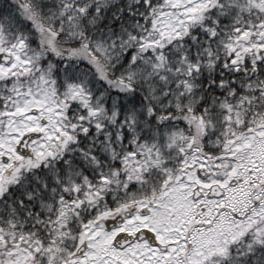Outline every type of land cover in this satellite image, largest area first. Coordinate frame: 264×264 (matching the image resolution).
I'll list each match as a JSON object with an SVG mask.
<instances>
[{"label":"trees","instance_id":"1","mask_svg":"<svg viewBox=\"0 0 264 264\" xmlns=\"http://www.w3.org/2000/svg\"><path fill=\"white\" fill-rule=\"evenodd\" d=\"M168 8V0H0V47L29 59L0 75V125L5 110L48 85L62 127L0 179V264L20 244L28 264L69 262L92 222L162 200L193 149L214 172L233 143L264 127V51L236 47L264 40L258 0H209L180 33L161 34ZM201 264H264V229L247 228Z\"/></svg>","mask_w":264,"mask_h":264},{"label":"rangeland","instance_id":"2","mask_svg":"<svg viewBox=\"0 0 264 264\" xmlns=\"http://www.w3.org/2000/svg\"><path fill=\"white\" fill-rule=\"evenodd\" d=\"M208 2L168 0L169 8L161 13L157 21L160 33H180ZM258 5L264 8V0H258ZM236 47L238 51L252 47L264 51V40L247 44L239 41ZM0 51L10 52L1 47ZM10 53L14 54V59L8 65L0 64V75L16 74L29 64V59L19 52ZM71 92L75 94L77 90L74 88ZM10 107L4 111L5 118L0 125V179L21 158L16 145L24 133L40 132L31 144L33 155L37 156L62 129L61 111L48 85H40L29 91ZM33 109H37V113H33ZM42 118L46 119L45 123L41 121ZM175 138L176 135L170 139V145L173 146ZM191 144L192 140L187 143L188 146ZM193 150L186 158L183 171L165 190L163 199L155 202L148 214L136 213L122 226L131 231L139 226L152 229L158 241L169 243L168 251L151 248L144 242L136 243L126 250H118L111 246L116 230L108 231L95 221L85 230L83 242L88 245L86 251L82 255L72 256L65 264H201L215 253L225 255L228 243L247 228L253 227L257 232H262L264 188L257 192L258 195L262 193L257 199L259 204L250 211H247V207L252 203L249 196L255 184L264 181V127L233 143L224 162H218L214 172L207 170L205 176L199 174V169L204 165L197 149ZM2 154L10 158L8 163L1 160ZM233 179L236 183L232 185L230 182ZM214 183H219L224 189L220 198L206 194ZM197 186L204 197L195 199L193 193ZM238 199L243 200L240 209ZM3 237L0 233V240ZM29 255L30 250L25 245H13L1 264H28Z\"/></svg>","mask_w":264,"mask_h":264},{"label":"water","instance_id":"3","mask_svg":"<svg viewBox=\"0 0 264 264\" xmlns=\"http://www.w3.org/2000/svg\"><path fill=\"white\" fill-rule=\"evenodd\" d=\"M13 58H14L13 53H10L7 51H0V64L1 63L10 64L13 61ZM32 112L36 113L37 109H33ZM45 121H46V119L43 118L42 122L45 123ZM39 134H40V132H36V131H31V132L24 134L23 137L18 142V144L16 145V151L23 157L30 156L32 154L30 143ZM8 160H9V157L7 155H4L3 161L6 163V162H8ZM199 174L201 176H205L206 170L204 168L200 169ZM234 183H236L235 179H233L231 181L232 185ZM223 194H224V189H223V187L220 186L219 183L212 184L209 187V191L207 192V195L209 197H221ZM201 195H202V191L200 190V188L199 187L194 188L193 197L196 199V198H199ZM135 209H136V207L126 209L122 212L115 214L112 217L103 218L102 220H100V222H104L106 229L111 230L112 228L117 227L121 222H123L126 217L131 216L132 213L135 211ZM148 209H149L148 207H143L141 209V212L144 213V212L148 211ZM143 231H147V234L144 235L142 233ZM145 238H147L151 244L157 245L160 249H166L167 248L166 244H162L160 241H158L155 232L152 230H149L147 228H142L141 230L136 232L135 235L129 234L127 232H118L113 239V245L117 248L123 249L126 246L133 243L135 240H142ZM86 249H87V244L82 243L76 249L75 254L76 255H82L86 251Z\"/></svg>","mask_w":264,"mask_h":264},{"label":"flooded vegetation","instance_id":"4","mask_svg":"<svg viewBox=\"0 0 264 264\" xmlns=\"http://www.w3.org/2000/svg\"><path fill=\"white\" fill-rule=\"evenodd\" d=\"M25 134V133H24ZM23 136V135H22ZM21 136V137H22ZM3 156H4V154H2L1 155V160H3ZM5 171V170H4ZM3 171V172H4ZM2 172V173H3ZM202 196H203V194H202ZM204 197V196H203ZM143 204H146V205H144V206H142ZM156 204V203H155ZM152 205H154V203H141V204H138V205H134L133 207H136V209H135V211L132 213V215L131 216H129V217H126L125 219H124V221L123 222H121L116 228H113L112 230H116V233H118V232H127V233H129V234H136V232H138L139 230H141L142 228H147V229H149V230H152V229H150V228H148V227H145V226H139L136 230H134V231H131V230H128V229H125V228H122V226H124V225H126V222H127V220L129 219V218H131L132 216H134L136 213H142L141 212V209L143 208V207H148L149 209H148V211H146V212H144V213H142V214H148L149 212H150V208L152 207ZM128 208H131V207H128ZM125 209H127V208H125ZM124 210V209H123ZM122 211V210H121ZM120 212V211H119ZM117 213V212H116ZM114 214L115 213H110V214H108V215H106L104 218H108V217H112V216H114ZM233 214V213H232ZM100 225H103V226H105V224L104 223H102V222H100L99 223ZM116 233H115V235H116ZM144 235L145 234H147V231H143L142 232ZM114 239V238H113ZM146 243L147 245H149L151 248H157L158 246L157 245H153V244H151L149 241H148V239L147 238H145V239H142V240H135L133 243H131L130 245H128V246H126L125 248H123V249H120V248H117V247H115L114 245H113V240H112V242H111V246H113V247H115L116 249H118V250H126V249H128L129 247H131V246H133V245H135L136 243ZM167 245V248L166 249H161L162 251L163 250H165V251H168L169 250V243L168 244H166ZM159 248V247H158Z\"/></svg>","mask_w":264,"mask_h":264}]
</instances>
